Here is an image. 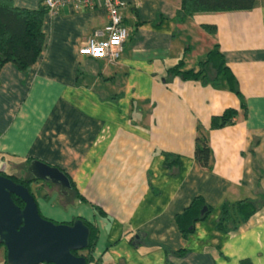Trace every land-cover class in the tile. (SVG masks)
I'll list each match as a JSON object with an SVG mask.
<instances>
[{
  "label": "crops",
  "instance_id": "obj_1",
  "mask_svg": "<svg viewBox=\"0 0 264 264\" xmlns=\"http://www.w3.org/2000/svg\"><path fill=\"white\" fill-rule=\"evenodd\" d=\"M179 5L129 3L115 63L78 52L105 25L103 7L45 11L37 61L25 71L12 63L0 68V171L31 159L60 169L74 189L63 194L36 181L38 212L54 222L80 217L94 225V264H264V206L234 232L216 228L221 202L264 192V0L248 10L185 17L177 15ZM215 44L240 97L167 71L181 59L183 68L197 70ZM226 108L238 112L233 123L209 129L210 117ZM197 128L205 129L210 169L193 158ZM163 152L177 155L173 169ZM195 195L210 211L182 237L174 216Z\"/></svg>",
  "mask_w": 264,
  "mask_h": 264
},
{
  "label": "trees",
  "instance_id": "obj_2",
  "mask_svg": "<svg viewBox=\"0 0 264 264\" xmlns=\"http://www.w3.org/2000/svg\"><path fill=\"white\" fill-rule=\"evenodd\" d=\"M40 2L41 4L37 8L28 9L15 6L13 0H0V68L5 63H12L19 71H25L37 61L44 45L41 23L46 11L43 0H40ZM254 5L255 0H180L177 15L185 17L201 12L248 10ZM207 32L213 34V28H207ZM197 65V70L185 69L181 59L172 67H169L167 71L180 76L182 79H198L203 84L222 85V87L240 97L234 76L225 65L223 56L216 44L205 53ZM240 109L241 116L244 118L246 116L244 104H240ZM237 115L238 112L235 109L226 108L220 114L210 117L208 128L216 129L231 124ZM163 156V162L167 169H173L176 165L177 155L163 152ZM193 158L200 167L210 169L212 154L203 128H197V134L193 140ZM28 161L30 160L26 162ZM0 174L26 186L31 193L28 180L3 171H0ZM69 183L70 189H74L70 180ZM11 198L17 206H22L18 198L13 195H11ZM79 199L84 200L82 197H79ZM261 206H264V192H260L255 199L246 198L235 202L223 201L219 204L216 228L222 232H234ZM94 209L97 213H102L100 208L94 207ZM209 211L210 206L200 195H195L182 212L174 216V221L181 236L186 237L191 233L194 224L204 219ZM75 219H80L85 224L88 229V236L85 248L80 251H71V253L83 256L86 264H94L91 251L97 238V229L80 217H75L72 221ZM0 246H2L1 243ZM4 264H7L6 261H4ZM241 264L250 263L247 260H242Z\"/></svg>",
  "mask_w": 264,
  "mask_h": 264
},
{
  "label": "water",
  "instance_id": "obj_3",
  "mask_svg": "<svg viewBox=\"0 0 264 264\" xmlns=\"http://www.w3.org/2000/svg\"><path fill=\"white\" fill-rule=\"evenodd\" d=\"M24 169L33 180L56 185L63 194L70 189L67 176L55 166L31 159ZM87 236L80 219L63 223L41 216L28 188L0 174V243L7 264H86L83 256L71 251L84 249Z\"/></svg>",
  "mask_w": 264,
  "mask_h": 264
},
{
  "label": "built area",
  "instance_id": "obj_4",
  "mask_svg": "<svg viewBox=\"0 0 264 264\" xmlns=\"http://www.w3.org/2000/svg\"><path fill=\"white\" fill-rule=\"evenodd\" d=\"M132 1L135 0H43V5L49 15L55 14L63 5L73 8L103 7L106 15L105 25L87 37L79 46L78 52L90 58L115 63L127 36L122 23V10Z\"/></svg>",
  "mask_w": 264,
  "mask_h": 264
},
{
  "label": "rangeland",
  "instance_id": "obj_5",
  "mask_svg": "<svg viewBox=\"0 0 264 264\" xmlns=\"http://www.w3.org/2000/svg\"><path fill=\"white\" fill-rule=\"evenodd\" d=\"M10 163H13L11 160L9 161ZM23 164H19V163H17L16 164V167L15 168H11L10 166L9 167H5L4 168V166H5V164H3L2 166H1V169H2V171L4 170V171H6V172H10V173H15V174H12V175H14V176H20V177H23L24 179H26V178H28V176L30 177V174L29 173H27L26 171H25V169H24V166H22ZM26 165V164H25ZM8 166V165H7ZM36 181H38V180H36ZM34 182V181H31V180H29L28 181V186H30L29 188L31 189L30 191H31V193H35L36 191H35V188L36 187H39V183L38 184H36L37 182ZM36 185H35V184ZM55 188L57 189V191L59 190V188H58V186L56 187L55 186Z\"/></svg>",
  "mask_w": 264,
  "mask_h": 264
},
{
  "label": "flooded vegetation",
  "instance_id": "obj_6",
  "mask_svg": "<svg viewBox=\"0 0 264 264\" xmlns=\"http://www.w3.org/2000/svg\"><path fill=\"white\" fill-rule=\"evenodd\" d=\"M29 179H31V176L30 177L28 176V178H26V180H28V181H29ZM31 181L35 182L36 180L31 179Z\"/></svg>",
  "mask_w": 264,
  "mask_h": 264
}]
</instances>
